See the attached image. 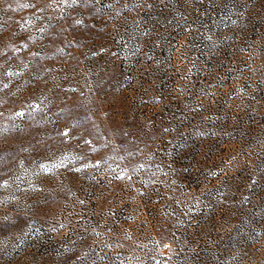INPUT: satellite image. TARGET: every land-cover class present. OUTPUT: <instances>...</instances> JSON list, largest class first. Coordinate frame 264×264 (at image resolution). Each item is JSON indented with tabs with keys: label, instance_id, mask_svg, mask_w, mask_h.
Returning <instances> with one entry per match:
<instances>
[{
	"label": "rangeland",
	"instance_id": "374dc122",
	"mask_svg": "<svg viewBox=\"0 0 264 264\" xmlns=\"http://www.w3.org/2000/svg\"><path fill=\"white\" fill-rule=\"evenodd\" d=\"M0 264H264V0H0Z\"/></svg>",
	"mask_w": 264,
	"mask_h": 264
}]
</instances>
